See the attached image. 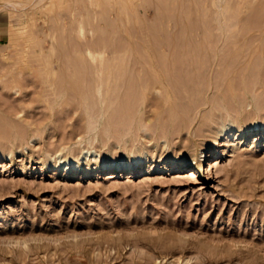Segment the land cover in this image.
<instances>
[{"label": "rangeland", "instance_id": "374dc122", "mask_svg": "<svg viewBox=\"0 0 264 264\" xmlns=\"http://www.w3.org/2000/svg\"><path fill=\"white\" fill-rule=\"evenodd\" d=\"M0 10V264H264V0Z\"/></svg>", "mask_w": 264, "mask_h": 264}, {"label": "bare ground", "instance_id": "6f19581e", "mask_svg": "<svg viewBox=\"0 0 264 264\" xmlns=\"http://www.w3.org/2000/svg\"><path fill=\"white\" fill-rule=\"evenodd\" d=\"M41 1V0H40ZM13 1H10V2H8L7 4H10V5H15L16 6V4L15 3H12ZM15 2V1H14ZM37 2H39V1H37ZM18 3V2H17ZM24 3V2H23ZM19 4V3H18ZM2 6V5H1ZM3 6H5V5H3ZM14 6V7H15ZM7 6H5V8H6ZM2 8H4V7H2ZM11 8V7H10ZM13 9V8H12ZM104 32V31H103ZM88 44H90V43H88ZM96 44V43H95ZM157 45V44H156ZM168 47V46H167ZM88 48V47H87ZM84 49H86V48H84ZM90 49V48H89ZM167 49H169V48H167ZM177 51V50H176ZM94 52V51H90V50H88V55L90 56H92V55H96L97 57H98V55L99 56H102L103 55V53H99V52H95V53H92ZM96 56H95V58H96ZM92 58V57H91ZM93 58H94V56H93ZM100 58V57H99ZM103 58V57H102ZM99 60V59H98ZM129 60V59H128ZM134 60V59H133ZM123 61V62H122ZM121 62H122V64L123 63H126L125 62V59H123ZM127 61V60H126ZM142 61H144V60H141L140 58H137V59H135L134 61H129V62H132V64L131 63H126V66H127V64L129 65V64H131V65H133V67H132V70H133V68H134V66H136V67H138V68H140V67H142L143 68V66H145L144 64H147L148 63V66H150L152 69H153V72H155L156 70H157V65H156V62L151 58L150 59V61L148 62L147 61V63H145V62H142ZM102 62V61H101ZM162 64V63H161ZM121 66H123V65H121ZM135 67V68H136ZM137 68V69H138ZM136 69H135V73H136ZM139 71V70H138ZM157 72V71H156ZM99 73V72H98ZM140 73V72H139ZM98 75H100V74H98ZM147 82V81H146ZM159 82V81H158ZM162 82V81H161ZM99 84H101V83H99ZM97 85V87H96V91L98 92V94H101L100 96H101V98H100V96H99V103H100V106L102 107V106H104V103H105V97H103L104 95H105V93L103 94V92H102V90H100L101 89V85ZM145 84V83H144ZM158 84H160V83H158ZM163 85H164V83H163ZM166 86V85H165ZM95 91V92H96ZM96 92V93H97ZM102 92V93H101ZM170 92H168V93H166V94H168V97L169 98H171L172 97V95L173 94H171V96H170V94H169ZM172 93V92H171ZM103 94V95H102ZM106 96V95H105ZM142 104H143V102H142ZM141 106V105H140ZM99 108V106H98V108L100 109V110H98L95 114H97L96 116H97V118H93V115H94V113L91 115L90 113V115H91V122H90V125L91 124H93V122L95 123V121H92L93 119H96V120H98L99 118H103V116H106L105 114H108L107 113V111H106V107H102V108H104V109H102V108ZM109 108V107H108ZM140 109L141 108H138V112L140 111ZM130 114V113H129ZM133 114V113H132ZM131 114V115H132ZM89 115V116H90ZM134 116V115H133ZM171 116H173V114H171ZM170 116V117H171ZM174 117V116H173ZM172 117V118H173ZM105 118V117H104ZM109 118V117H108ZM133 120H134V118H131V122H128L127 123V128H126V130H125V132H127V131H130L131 130V126H132V123H133ZM101 121V120H100ZM98 123V122H97ZM137 123H138V129H144V125H145V122H143L140 118H138V120H137ZM96 124V123H95ZM90 125H89V127L87 128L88 129V133L90 132V131H92L93 129H95V128H97V127H94V124H93V126L92 127H90ZM123 125V124H122ZM87 126H88V124H87ZM90 128H92V129H90ZM124 128V127H123ZM132 128H133V126H132ZM145 130V129H144ZM125 132H124V134H125ZM91 134V133H90ZM123 137H124V135H123ZM90 148V147H89ZM89 148H86V150L85 151H83L84 152V154H82V156L83 155H85V156H87V154H90V152H94V154L96 153L95 151H94V149H93V151H92V148L93 147H91V151L90 150H88ZM83 150H84V147H83ZM141 159V156L138 154V153H134V152H131V155L130 156H128L127 158H125V159H120L119 160V158L117 159V158H112V159H110V160H108L106 163H105V166H108L109 167V169L110 170H122L123 168H125V167H130V166H134L135 165V163L136 162H138L139 160ZM59 160H61V158L59 159ZM63 161H67L68 160V158H64V159H62ZM208 165V164H207ZM131 168V167H130ZM129 168V169H130ZM209 168V167H208ZM207 168V169H208ZM132 169V168H131ZM190 175H192V174H190Z\"/></svg>", "mask_w": 264, "mask_h": 264}, {"label": "crops", "instance_id": "0c3cea01", "mask_svg": "<svg viewBox=\"0 0 264 264\" xmlns=\"http://www.w3.org/2000/svg\"><path fill=\"white\" fill-rule=\"evenodd\" d=\"M2 12V10H0V13ZM1 34H2V24H1V21H0V37H1Z\"/></svg>", "mask_w": 264, "mask_h": 264}]
</instances>
